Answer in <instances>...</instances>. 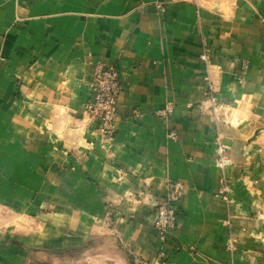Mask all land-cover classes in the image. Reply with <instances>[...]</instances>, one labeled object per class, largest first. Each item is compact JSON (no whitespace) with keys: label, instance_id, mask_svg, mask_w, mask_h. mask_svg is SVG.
<instances>
[{"label":"crops","instance_id":"1","mask_svg":"<svg viewBox=\"0 0 264 264\" xmlns=\"http://www.w3.org/2000/svg\"><path fill=\"white\" fill-rule=\"evenodd\" d=\"M96 62L122 84L110 135L83 112ZM169 182L183 193L160 243ZM38 249L82 250L83 264L159 252L169 264H264V0H0V264Z\"/></svg>","mask_w":264,"mask_h":264},{"label":"built area","instance_id":"2","mask_svg":"<svg viewBox=\"0 0 264 264\" xmlns=\"http://www.w3.org/2000/svg\"><path fill=\"white\" fill-rule=\"evenodd\" d=\"M201 59L206 61L205 57ZM247 67V61H243L239 72L235 75L236 82L241 83L243 75ZM91 84L89 86L90 93L86 101L83 112L88 119H99L104 124L103 133L110 135L112 133V122L117 116V100L121 92V80L115 67L107 66L102 63H95L92 67ZM205 82L207 85L206 102L209 104V112L211 117L216 120L217 113L221 107V101L217 92L209 78L208 67L205 65ZM170 114V108H166L158 115L165 117ZM171 139H174V134L170 133ZM214 165L222 173L227 165L225 158L226 150L218 142H216ZM223 177V176H222ZM183 193V187L179 182L167 183L166 193L163 199L155 206L154 229L157 239L163 243L166 234L177 227V210L176 203L180 200ZM219 195L226 199L227 191L224 179H221ZM235 239L232 236L230 227H228V237L226 241V249L230 256L233 255ZM151 264H169L165 260L163 252H159L156 259Z\"/></svg>","mask_w":264,"mask_h":264},{"label":"rangeland","instance_id":"3","mask_svg":"<svg viewBox=\"0 0 264 264\" xmlns=\"http://www.w3.org/2000/svg\"><path fill=\"white\" fill-rule=\"evenodd\" d=\"M15 247H19L16 245ZM35 264H83L85 257L82 255V250H69L63 255H53L46 250H35L33 253ZM27 262V260H26Z\"/></svg>","mask_w":264,"mask_h":264},{"label":"trees","instance_id":"4","mask_svg":"<svg viewBox=\"0 0 264 264\" xmlns=\"http://www.w3.org/2000/svg\"><path fill=\"white\" fill-rule=\"evenodd\" d=\"M35 250H31V251H29L28 253H27V259H28V261H27V263L26 264H35V263H33L34 261V258H33V252H34ZM50 252V251H49ZM51 254H53V255H58V256H61V255H63V254H60V253H52V252H50Z\"/></svg>","mask_w":264,"mask_h":264}]
</instances>
